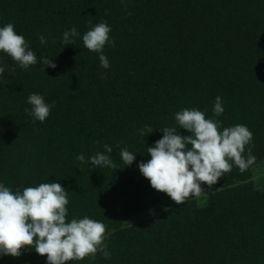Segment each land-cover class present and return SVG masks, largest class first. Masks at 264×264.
Segmentation results:
<instances>
[{"label": "trees", "instance_id": "1", "mask_svg": "<svg viewBox=\"0 0 264 264\" xmlns=\"http://www.w3.org/2000/svg\"><path fill=\"white\" fill-rule=\"evenodd\" d=\"M100 22L114 41L102 51L108 69L83 45ZM8 23L38 63L22 69L0 52V184L22 192L60 183L68 222L87 216L106 225L111 258L98 252L68 264H264V187L252 179L264 163V0H0V27ZM72 28L75 44L64 45ZM43 56L56 67L39 63ZM33 93L52 106L44 122L29 114ZM218 96L224 112L215 117ZM184 109L203 111L221 130L245 125L253 138L244 155L251 148L256 161L244 173L233 165L176 205L138 165L164 127L191 134L175 120ZM105 144L115 169L89 162ZM123 148L135 155L130 166ZM1 256L47 264L34 249Z\"/></svg>", "mask_w": 264, "mask_h": 264}, {"label": "clouds", "instance_id": "2", "mask_svg": "<svg viewBox=\"0 0 264 264\" xmlns=\"http://www.w3.org/2000/svg\"><path fill=\"white\" fill-rule=\"evenodd\" d=\"M111 28L106 22L97 23L82 37L84 47L99 56L100 66L110 67L108 59L102 54L109 40ZM76 28L63 33L64 45L75 44L78 36ZM41 44L46 43L43 35ZM0 52L6 53L22 69L38 63L37 55L29 49L22 35L16 33L11 23L0 27ZM39 63L55 68L52 60L43 56ZM4 68L0 67V73ZM105 77L102 75L101 79ZM55 79V78H54ZM32 106L29 113L40 122L50 115L51 107L44 98L36 93L28 97ZM28 112V110H25ZM224 108L221 98L216 97L213 115H222ZM180 129L190 135H181L175 127L161 129L163 137L147 148L150 159L140 162V173L157 192L167 194L176 205L184 204L190 197H199L207 185L211 189L221 177L232 171L233 165L244 173L256 161L248 148L253 134L245 125L224 127L221 122L208 119L205 113L196 109H184L175 114ZM153 129L149 128L148 133ZM144 135V132H141ZM104 152H97L89 157L94 167L116 168L110 159L112 147L105 144ZM124 166H130L135 155L126 148L120 150ZM85 162L83 154L76 157ZM69 203L67 192L60 183H40L35 187H26L23 191L13 192L0 184V255L19 257L22 250L34 249L40 256H46L47 264H68L70 261H83L87 257L95 259L99 252L105 259H110L104 243L106 225L85 216L84 218L66 220Z\"/></svg>", "mask_w": 264, "mask_h": 264}, {"label": "rangeland", "instance_id": "3", "mask_svg": "<svg viewBox=\"0 0 264 264\" xmlns=\"http://www.w3.org/2000/svg\"><path fill=\"white\" fill-rule=\"evenodd\" d=\"M253 182L255 183L256 186L258 187H264V163H262L261 165L257 166L254 171H253ZM158 210L156 209L155 212L154 210L151 211V213H149V216H153L155 214H157ZM147 216V215H145ZM6 260L8 261V258L1 256L0 257V264H5Z\"/></svg>", "mask_w": 264, "mask_h": 264}]
</instances>
